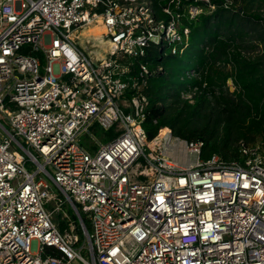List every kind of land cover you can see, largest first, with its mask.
<instances>
[{
	"label": "built area",
	"instance_id": "2783aa9c",
	"mask_svg": "<svg viewBox=\"0 0 264 264\" xmlns=\"http://www.w3.org/2000/svg\"><path fill=\"white\" fill-rule=\"evenodd\" d=\"M201 2L159 19L155 0H0V264H264L260 148L204 160L166 128L155 151L142 126L150 70L134 61L183 54ZM92 26L105 48L79 44Z\"/></svg>",
	"mask_w": 264,
	"mask_h": 264
},
{
	"label": "trees",
	"instance_id": "16d2710c",
	"mask_svg": "<svg viewBox=\"0 0 264 264\" xmlns=\"http://www.w3.org/2000/svg\"><path fill=\"white\" fill-rule=\"evenodd\" d=\"M169 1L155 0L159 19H166L162 8ZM209 5L200 3L203 12L194 21L184 19L191 35L183 54L153 46L134 61L137 73L141 64L150 70L142 91L149 102L142 126L149 141L168 128L175 137L202 143L204 160L237 161L241 144L259 147L264 156V0H210ZM113 133L104 132L103 141ZM69 212L82 245L80 223ZM59 223L64 231L65 222Z\"/></svg>",
	"mask_w": 264,
	"mask_h": 264
},
{
	"label": "rangeland",
	"instance_id": "374dc122",
	"mask_svg": "<svg viewBox=\"0 0 264 264\" xmlns=\"http://www.w3.org/2000/svg\"><path fill=\"white\" fill-rule=\"evenodd\" d=\"M186 1H189V0H186ZM261 14H262V16H263V18H264V11L261 12ZM97 30H101V31L104 33V31H103L102 28L99 29V27H97V26H92V27H90L89 29L83 31V32L81 33L80 37H79V40H78L79 44L82 45L83 47H85V48L87 49V51H92V49H93L92 46H90V45L87 43V41H88L87 37H89V39H90L91 42H94V43H96V44H99V43H100V45H102V48H105V45H104V44H105V43H104V42H105V37L102 36L103 33H101L100 36H99V35H96L95 32H96ZM99 40H100L101 42H99ZM101 55H103V52H102L100 49H97V50H96V53L94 54V56L99 57V56H101ZM0 122H1L3 125H5V121H4V119H3L1 116H0ZM6 127H7V126H6ZM7 128H8V127H7ZM104 132H109V131H103V130H100V131H98V132H94V136L99 140V138L102 136V134H103ZM109 133H110V132H109ZM0 135H1L2 137H6V136H7L6 132H5L1 127H0ZM16 149H18V148L16 147ZM39 161L42 162V163H44V160H43V158H41V157H39ZM27 169H28L30 172H35V171L37 170V167L29 163V164L27 165ZM40 177H41V178H46L43 174H41ZM49 181H50V180H49ZM50 183H51V181H50ZM51 185H52V184H51ZM51 190H52L53 193L58 194L59 197L62 199L63 202L67 203V200H66L65 196H63L60 192H58L57 189H56L53 185L51 186ZM63 210H65L66 213H69V207H68L67 205H65V207L63 208ZM69 214H70V213H69ZM54 217H55V219H57V218H56L57 215L54 216ZM83 255H84L85 257H87L86 253H84Z\"/></svg>",
	"mask_w": 264,
	"mask_h": 264
},
{
	"label": "bare ground",
	"instance_id": "6f19581e",
	"mask_svg": "<svg viewBox=\"0 0 264 264\" xmlns=\"http://www.w3.org/2000/svg\"><path fill=\"white\" fill-rule=\"evenodd\" d=\"M100 29V28H99ZM101 33H103L101 30H97L96 32H95V34L96 35H99L100 36V34ZM105 45V47H106V44H104ZM124 105H126V103L123 101L122 102ZM166 133V129L159 135V138H157L154 142H152L151 144H150V146H151V148L153 149V150H157V147H158V141H159V139L164 135ZM136 169L137 168H135V169H133V171L131 172V175L133 176V177H137V172H136Z\"/></svg>",
	"mask_w": 264,
	"mask_h": 264
}]
</instances>
